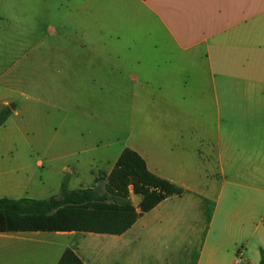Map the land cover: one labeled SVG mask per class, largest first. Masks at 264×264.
<instances>
[{
	"label": "rangeland",
	"instance_id": "1",
	"mask_svg": "<svg viewBox=\"0 0 264 264\" xmlns=\"http://www.w3.org/2000/svg\"><path fill=\"white\" fill-rule=\"evenodd\" d=\"M114 8L112 0H0V111L6 102L12 108L0 128V200L59 197L66 181L69 191L96 187L127 148L162 160L163 173L181 181L184 144L213 155L221 129L243 114L242 102L264 99L263 84L218 74L216 101L213 92H191L203 100L197 114L211 117L195 123L201 139L181 143L177 118L194 109L182 113L181 95L168 87L181 76L139 68L150 60L130 52L140 44L130 42L127 24L115 26L128 19ZM231 130L244 131L241 124ZM231 139L243 151L264 143ZM195 174L216 179L220 172L212 162ZM27 238L0 234V264H43L46 246L35 241L70 242L50 233ZM200 254L192 251L191 261Z\"/></svg>",
	"mask_w": 264,
	"mask_h": 264
},
{
	"label": "crops",
	"instance_id": "2",
	"mask_svg": "<svg viewBox=\"0 0 264 264\" xmlns=\"http://www.w3.org/2000/svg\"><path fill=\"white\" fill-rule=\"evenodd\" d=\"M112 5L128 19L115 26L127 24L130 42L140 44V51L130 52L139 60H150L139 61V68L181 76L171 79L168 86L181 95L182 113L184 107L194 108L177 118L181 143L200 140L195 123L211 119L197 114L203 100L201 93L191 92L204 91L208 98L213 92L216 101L218 74L242 75L234 78L264 85V0H112ZM96 55L104 56L100 51ZM241 107L243 116L234 117L219 132L213 155L203 152L200 145H183L181 181L163 173L162 160L150 161L145 152L132 149L153 174L182 188L183 195L144 214L123 236L50 233L70 242L35 241L46 246L43 264H58L67 249L84 264H260L264 143L243 151L231 138L264 139V99L243 101ZM233 124H241L244 131L235 133ZM212 162L220 172L216 179L195 174ZM206 183L210 189L201 190ZM45 234L49 233H19V242H29L28 235ZM25 249L32 256L36 253L34 246ZM197 249L201 254L193 263L191 253Z\"/></svg>",
	"mask_w": 264,
	"mask_h": 264
},
{
	"label": "trees",
	"instance_id": "3",
	"mask_svg": "<svg viewBox=\"0 0 264 264\" xmlns=\"http://www.w3.org/2000/svg\"><path fill=\"white\" fill-rule=\"evenodd\" d=\"M12 115L11 106L0 111V128ZM184 190L153 174L146 161L132 149H125L104 183L69 191L63 183L59 197L48 200H0V234L84 233L123 236L140 217ZM141 198L139 205L133 198ZM58 264H84L67 249ZM260 264H264V252Z\"/></svg>",
	"mask_w": 264,
	"mask_h": 264
},
{
	"label": "water",
	"instance_id": "4",
	"mask_svg": "<svg viewBox=\"0 0 264 264\" xmlns=\"http://www.w3.org/2000/svg\"><path fill=\"white\" fill-rule=\"evenodd\" d=\"M133 200H134V204H135V205H139V203L141 202V198H140V197H137V196H135V197L133 198Z\"/></svg>",
	"mask_w": 264,
	"mask_h": 264
}]
</instances>
